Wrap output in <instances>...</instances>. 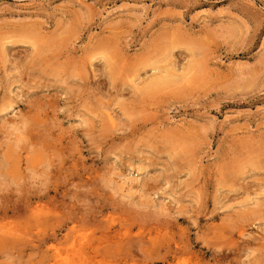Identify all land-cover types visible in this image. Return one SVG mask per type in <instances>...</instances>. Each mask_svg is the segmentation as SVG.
Instances as JSON below:
<instances>
[{
	"label": "rangeland",
	"instance_id": "rangeland-1",
	"mask_svg": "<svg viewBox=\"0 0 264 264\" xmlns=\"http://www.w3.org/2000/svg\"><path fill=\"white\" fill-rule=\"evenodd\" d=\"M1 164L0 264H264V0H0Z\"/></svg>",
	"mask_w": 264,
	"mask_h": 264
},
{
	"label": "bare ground",
	"instance_id": "bare-ground-1",
	"mask_svg": "<svg viewBox=\"0 0 264 264\" xmlns=\"http://www.w3.org/2000/svg\"><path fill=\"white\" fill-rule=\"evenodd\" d=\"M158 80V79H157ZM154 81L153 83H151L152 85H150L151 87H156L158 84H159V82L158 81ZM161 81V80H160ZM2 159H3V161H6L7 162V159L6 158H4V155H3V157H2ZM47 162V161H46ZM50 163V162H49ZM51 164V163H50ZM48 165L49 164H47V167H48ZM49 166H51V165H49ZM1 167L3 168V164H1V166H0V169H1ZM49 169V168H48ZM50 170V169H49ZM48 170V171H49ZM43 173V172H42ZM40 174V173H39ZM44 174H45V172H44ZM51 174H52V172H51ZM0 176L1 177H3V178H7V174H5L3 171H1L0 172ZM49 177V176H48ZM48 177H47V179H48ZM51 177V176H50ZM46 179V180H47ZM50 179V178H49ZM44 181V180H43ZM42 181V182H43ZM46 182H48V180L46 181ZM45 182V183H46ZM47 193V192H46ZM44 196V195H43ZM48 196H49V194H48ZM47 196V197H48ZM36 197H37V195H36ZM146 197V196H145ZM40 198V197H39ZM38 198V199H39ZM41 199V198H40ZM148 199L150 200V198L149 197H147L146 198V202H142V203H136V204H138V206L140 205V206H144V207H146V208H150V207H157V208H159V209H163L162 208V205H160V204H153L152 202L151 203H149L148 202ZM134 202V201H133ZM19 205L16 207V206H13V207H7V208H4V210L3 211H1L0 212V217H2L3 215L4 216H7L9 213H11L10 211H12V213L14 214V215H17L16 213H18V210H19ZM37 208H39V207H37ZM39 214H40V212H41V210L40 209H38V210H36ZM162 211H160L159 210V214L161 213ZM19 214V213H18ZM154 215V214H153ZM155 216V215H154ZM77 217H79V216H76V218ZM82 220H81V222H84L83 220H85V219H83V218H85L84 216H82V217H80ZM73 219V218H72ZM72 219H71V221H72ZM86 219H88V218H86ZM47 220V219H46ZM75 220V219H74ZM77 220V219H76ZM78 220H80V219H78ZM90 219H88V221H89ZM86 221V220H85ZM80 222V221H79ZM65 223V222H64ZM64 225V224H63ZM155 225V224H154ZM66 226V225H65ZM162 226V225H161ZM77 227V226H76ZM165 227V226H164ZM62 228V227H61ZM60 228V229H61ZM153 228V227H152ZM141 229H142V227L139 229L140 230V232H141ZM158 229V228H157ZM82 229L80 228V229H77V230H75V232L73 233V234H67V236L66 237H64V242L65 243H61V244H59V243H57V244H55V245H52V249H54V253H53V261H54V263L55 264H87L88 262H89V260L90 259H92V256L94 257V259H95V257L97 258H99V256L98 255H100L101 254V252H99L98 251V249H99V245L96 243V240L97 239H100V238H93L91 235H90V233H88V232H82L81 231ZM124 230V229H123ZM131 230V229H130ZM151 230V229H150ZM150 230H148V231H150ZM159 230V229H158ZM115 231V230H114ZM128 231V230H127ZM147 231V232H148ZM152 231V230H151ZM40 232V231H39ZM57 232V231H56ZM132 232V231H131ZM140 232H138L139 233V235H140ZM93 233V232H92ZM107 233V232H106ZM113 233V232H112ZM111 233V234H112ZM117 233V232H116ZM121 233V235L123 234L122 233V231L121 232H119V234ZM143 233V231L141 232V234ZM152 233V232H151ZM57 234V233H56ZM56 234L55 233H53V235H55L54 237H56ZM109 234V233H108ZM125 234V233H124ZM129 234V233H128ZM127 234V235H128ZM132 234V233H131ZM131 234H129V235H131ZM150 234V233H149ZM155 234V233H154ZM161 234V233H160ZM162 234H163V232H162ZM113 235V234H112ZM117 235V234H116ZM128 235V236H129ZM159 235V234H158ZM106 236V235H105ZM113 236H115V234L113 235ZM123 236V235H122ZM138 236V235H137ZM141 236V235H140ZM107 237H108V235H107ZM125 237H127L126 235H125ZM155 237H157L156 235H155ZM48 238V237H47ZM109 238V237H108ZM153 238V237H152ZM110 239V238H109ZM121 239H122V237H121ZM123 239H125V238H123ZM161 239V238H160ZM163 239V238H162ZM45 240V239H44ZM50 240V239H49ZM105 240V239H104ZM113 240V239H112ZM116 240V239H115ZM16 241V240H15ZM103 241V240H102ZM117 241V240H116ZM148 241H149V239H148ZM63 242V241H62ZM97 242H99V241H97ZM106 242V241H105ZM108 242V241H107ZM120 242V241H119ZM143 242H145V241H143ZM151 242V241H150ZM155 243L157 242V241H154ZM153 241H152V244L154 243ZM159 242V241H158ZM115 243V242H114ZM154 243V244H155ZM119 244V243H118ZM123 244V243H122ZM120 245V244H119ZM118 245V246H119ZM158 245H159V243H158ZM154 246V245H153ZM42 247V246H41ZM103 247V246H102ZM105 247H106V245H105ZM111 247V246H110ZM158 247V246H157ZM180 247V246H179ZM178 248V247H177ZM114 249V248H113ZM112 249V250H113ZM118 249V248H117ZM116 249V250H117ZM123 249V248H122ZM172 249H175V250H177L176 248H172ZM180 249V248H179ZM116 250H115V252H116ZM124 250V249H123ZM130 250V249H129ZM149 250V249H148ZM98 251V252H97ZM114 251V250H113ZM147 251V250H146ZM174 251V250H173ZM127 252H128V249H127ZM120 252H118V254H119ZM124 253H126V251L124 250V252H123V254ZM132 253V252H131ZM109 254H110V252H109ZM116 254H117V252H116ZM174 254V253H173ZM172 254V255H173ZM102 255V254H101ZM106 255V254H105ZM110 255H112V253L110 254ZM114 255V254H113ZM112 255V256H113ZM130 255V254H129ZM128 255V256H129ZM132 255H134V254H131V257L133 258V256ZM181 255H183V254H181ZM180 255V256H181ZM127 256V257H128ZM175 256H176V254H175ZM104 257V256H103ZM131 257H129L130 259H131ZM173 258V257H172ZM176 258V257H175ZM174 258V259H175ZM52 259V258H51ZM104 259V258H103ZM110 259H111V257H110ZM115 259V258H114ZM125 259V258H124ZM127 259V258H126ZM97 260V259H96ZM120 260H122V259H120ZM120 260L118 261L119 263H120ZM133 260V259H132ZM114 261V260H113ZM131 261V260H130ZM175 261V260H174ZM107 262V261H106ZM118 262H117V264H118ZM53 263V262H52ZM90 263H91V261H90ZM93 264H94V262H92ZM109 263V262H108ZM134 264H135V262H133ZM113 264V263H112ZM116 264V263H115ZM125 264H127V263H125ZM131 264H132V262H131ZM179 264H181V262L179 261ZM189 264V263H188Z\"/></svg>",
	"mask_w": 264,
	"mask_h": 264
}]
</instances>
